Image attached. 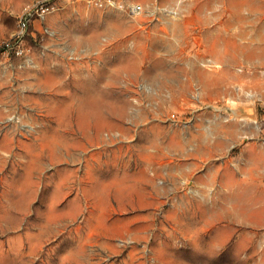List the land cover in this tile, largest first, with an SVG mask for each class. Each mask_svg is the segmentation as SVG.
I'll list each match as a JSON object with an SVG mask.
<instances>
[{
    "label": "rangeland",
    "instance_id": "1",
    "mask_svg": "<svg viewBox=\"0 0 264 264\" xmlns=\"http://www.w3.org/2000/svg\"><path fill=\"white\" fill-rule=\"evenodd\" d=\"M140 1L0 47V264H264V0Z\"/></svg>",
    "mask_w": 264,
    "mask_h": 264
},
{
    "label": "built area",
    "instance_id": "2",
    "mask_svg": "<svg viewBox=\"0 0 264 264\" xmlns=\"http://www.w3.org/2000/svg\"><path fill=\"white\" fill-rule=\"evenodd\" d=\"M89 5L107 9V8H121L130 15H138L144 12V4L140 0H86ZM54 0H42L28 6L20 15L17 23V31L14 37L5 41L0 47L4 51L12 50L16 54H21L23 48L21 47L22 35L27 29L30 21L34 19L42 20L47 13L54 9Z\"/></svg>",
    "mask_w": 264,
    "mask_h": 264
},
{
    "label": "crops",
    "instance_id": "3",
    "mask_svg": "<svg viewBox=\"0 0 264 264\" xmlns=\"http://www.w3.org/2000/svg\"><path fill=\"white\" fill-rule=\"evenodd\" d=\"M114 175H115V173H113ZM109 176L108 175H105L104 176V178L102 179V178H100V179H97V180H95V185H94V187H95V190H97V191H101V190H103V185L106 183V184H108L109 183V178H108ZM126 177V176H125ZM135 178V196L138 198V197H142L143 196V193H144V188H143V182H144V179L142 178V177H134ZM113 181H114V179H113ZM139 182H141V186H140V188L138 187V183ZM90 183H91V187H92V184H93V182L92 181H90ZM116 188V187H115ZM114 188V189H115ZM108 188H106V190H107ZM139 192H140V194H139Z\"/></svg>",
    "mask_w": 264,
    "mask_h": 264
}]
</instances>
